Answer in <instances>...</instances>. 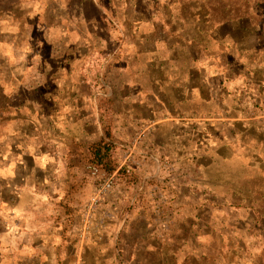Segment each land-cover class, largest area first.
<instances>
[{
    "label": "clouds",
    "instance_id": "9594fccd",
    "mask_svg": "<svg viewBox=\"0 0 264 264\" xmlns=\"http://www.w3.org/2000/svg\"><path fill=\"white\" fill-rule=\"evenodd\" d=\"M164 2L165 0H161V4ZM122 7H126L123 0ZM65 8L66 0H19V3L14 5L12 15L0 17V36L4 37L0 41V60H5L7 64L6 68L0 65V87H3L4 95L9 97L21 87L28 93L23 97L22 105L13 109L11 113L15 117L19 112L22 118L0 122V253H16L20 251L21 246L26 252L31 253L33 243L42 240L43 248H49L51 245L50 250L53 252L51 264H57L55 248L62 240L63 220L60 221V227L54 226L57 223L56 217L62 213L60 202L65 199L73 174L78 177L85 176V172L79 168L68 167V146L73 142L85 140L95 142L107 138L104 130L105 121L101 117L102 101L117 98L122 107H130L137 103L143 105L147 91V89L138 91L135 95L126 93V88L135 87L137 84L143 87V82L130 70L121 68L116 70V75L123 83L115 97L112 87L95 84L90 94H83L80 77L87 73L89 67L96 64V53L93 52L87 59L65 60L64 63H71L70 75L65 69L60 68L51 76L53 83L59 86V92L44 94V99L53 101L54 107L49 113L42 114L43 105L32 98L31 92L36 85L43 84L45 77L52 73L51 64L43 62L42 65L40 51L44 47L43 41L57 45V50L52 53L53 59L57 60L65 55H79V49L89 43L86 25L80 29L74 22L70 26L76 31H68L64 23ZM17 12L21 16L19 22L13 18ZM36 17L40 18V23L35 25L29 23L30 19L35 20ZM93 26H97L95 21ZM33 27L41 31L43 37L38 36L33 40ZM237 27L233 26L231 32L220 36L219 42L209 37L211 42L207 54L199 62L191 64V67L201 71L195 85L189 84L186 75L177 85L182 88L181 95L191 97L188 100L189 104L200 102L202 88L212 90L217 95L219 89L227 88L229 95L226 98L220 97L219 102L228 106L229 115L233 113L234 105L239 101L241 91L245 87V77L243 73L234 75L231 80L224 77L222 85L218 81H213V77L224 74L225 65L220 62L221 49L223 52L231 51L236 61L247 65L248 68H254L257 64L264 68V63L260 62L264 60V47L257 52V46L264 42V32L250 25L236 37L233 33L237 31ZM81 31L83 38L77 34ZM116 35L117 32L113 31V39ZM62 37L66 39H61ZM71 44L78 45L76 53L68 47ZM95 45L96 42L93 41L91 47L95 48ZM99 46L106 47L107 42L101 40ZM30 55L32 59L29 61ZM253 59L255 63L252 62ZM89 75L94 76L95 71ZM171 81L172 77L169 78V83ZM88 83H92V80L89 79ZM163 90L161 88V91ZM72 93H77L75 99ZM217 95H214L207 105V111L203 108L195 114L188 111L182 118L175 120L166 115V110L160 112L155 105L148 104L153 114H156V119L152 122L145 118L140 122V128L137 129L140 135L136 140L139 147L134 146L128 150L135 157H139L136 162L140 165V172L145 180L154 179L161 184L167 181L165 187L177 189L181 182H188L194 178L197 180L195 187H199L203 193L208 188L206 181L210 177L216 176L222 170L236 167L246 150L256 151L254 141L242 146L241 137L245 133L236 130V134L233 135L230 131L236 121H243L245 129L249 127L247 112H236L233 118L226 119L225 113L219 108ZM81 100L83 107L79 106ZM241 107L250 110L251 101H245ZM134 111L132 109L128 114L131 115ZM82 113L84 115H81ZM123 123V117H116L113 132L121 139H127V129L120 127ZM29 125L33 127L29 128ZM85 125L90 126V131H85ZM156 125H161L159 131L162 135H144L149 129L156 133ZM209 125L215 132L209 130ZM257 132H264V128H257ZM215 133L220 135L217 136ZM260 147L264 148V145ZM117 152L119 153V148ZM87 172L89 173L87 183L81 190L83 194L76 196L77 203H73L75 215L82 219L83 227L80 229L72 227L67 233L74 242L78 241L74 243L76 252L71 264H81L80 251L84 236L85 234L90 236V230L95 228L97 223L98 214L102 213L99 220L103 221L105 216L112 213L113 204L117 201L123 203L127 199L118 185L112 186L110 179H101L93 168H88ZM96 180H100V183L95 184ZM5 196L8 197L7 200ZM168 199L169 193L163 192L161 203L166 205ZM204 199V195L197 196L194 192L184 196V201L191 204ZM109 200L111 203H107ZM229 212L228 208H224L223 211L213 209V220L219 223L220 218ZM111 218L116 219L114 213ZM224 226L226 225H221ZM103 231L112 237V230ZM229 237L233 239L240 237L246 249L237 248V254L226 259L221 254L226 249L221 247L217 252L216 264H228V260H231V264H254L256 257L264 252V236L258 233L236 232L229 233L223 238L227 240ZM196 240L199 245L211 242L212 237L201 231L197 234ZM63 256L64 253H61L60 258ZM44 259L48 258L45 256ZM107 264H112V261L108 260Z\"/></svg>",
    "mask_w": 264,
    "mask_h": 264
},
{
    "label": "rangeland",
    "instance_id": "374dc122",
    "mask_svg": "<svg viewBox=\"0 0 264 264\" xmlns=\"http://www.w3.org/2000/svg\"><path fill=\"white\" fill-rule=\"evenodd\" d=\"M18 3L19 0H0V17L12 15L14 5ZM123 4L126 7H122V0H66L63 10L65 26L71 32L76 31L70 26L74 22L80 29L86 25L89 43L85 46L90 51L83 50V46L79 49V55H65L57 60L52 57L57 45L43 41L44 47L40 51L42 65L47 62L52 66V73L45 77V81L52 80L51 76L60 68L71 74V63L66 64L65 60L83 59L85 52L88 57L95 52L96 64L89 67L80 79L86 75L94 81L109 78L119 82L122 79L116 75V70L128 69L140 80L149 77L152 81L156 80L155 92L157 99H160L159 104L163 105L162 110L166 107L173 113L193 111L195 114L201 108L207 111V105L213 97L208 96L209 99L205 101L200 97L198 104H189L191 97L181 95L182 88L177 87L184 77L185 67L189 69L193 64L194 54L186 56L185 53L187 47L189 50L195 47L189 39L193 36L197 40L204 38V46L208 47L211 42L209 37L219 42V37L231 32L233 26H238L233 33L236 37L250 25L264 32V0H165L163 4L161 0H123ZM13 18L17 22L21 20L18 12ZM93 21L97 26H93ZM29 23L38 24L40 18L30 19ZM113 31L117 32L115 39L112 37ZM182 31L187 34L197 32L198 35H188L187 40L182 42ZM77 34L83 38L82 31ZM38 36L43 37V33L33 27V40ZM3 39L0 36V41ZM101 40L107 42L106 47L99 46ZM93 41L96 42L95 48L91 47ZM68 47L76 53L78 46L71 44ZM262 47L264 42L257 46V52ZM169 49L174 55L171 56ZM205 54L199 51L202 58ZM28 59H32L31 55ZM5 62L0 60L4 67ZM220 62L225 65L224 74L213 77V81L222 85L224 77L231 80L234 75L241 73L245 77V87L234 105L233 113L229 115L228 106L219 102L220 97L229 95L227 88L219 89L218 95L212 90L203 89L201 92L206 94L212 91L213 96L217 95L219 108L225 113L226 119L233 118L236 112H247L249 127L245 129L243 121H236L230 131L233 135L236 130L245 133L241 137L242 146L254 141L256 151L246 150L236 167L210 177L206 181L208 188L203 193L199 187H195L197 180L194 178L181 182L177 189H170L165 187L167 181L161 184L154 179L145 180L136 162L139 157L128 151L131 147H139L136 140L140 135L137 131L140 124L124 119L120 127L127 129V139H121L113 132V126H108L109 120L105 121V130L111 129L114 133V137H111L113 150L110 159L116 168L103 171L115 177L114 187L118 185L127 196L123 203L117 201L112 205L116 219H112L109 213L103 221L112 230V237L108 236L109 241L103 249L106 253L104 258L111 260L112 264H216L217 252L221 247L226 249L221 253L226 259L230 255L235 256L237 248L246 249L240 237L224 240L223 237L229 233L247 231L264 236V148L260 147L264 145V132H257V128H264V68L258 64L254 68L239 64L231 51L223 52L222 49ZM252 62L255 63V59ZM260 62L264 63V60ZM93 71L95 75L90 76ZM8 74L11 75L9 71ZM160 83L163 84V91L159 90ZM247 100L251 101L250 110L241 107ZM179 101H183L181 107ZM119 108L125 110L128 107L120 105ZM258 117L261 119L258 120ZM209 130L215 132L211 125ZM144 135L151 136L153 131L149 129ZM158 135L162 133L159 131ZM91 165L89 163L87 169ZM87 175L89 173L84 176L85 183ZM163 192L169 193L166 205L161 203ZM193 192L197 196L204 195L205 199L196 204L185 202L184 196ZM107 203H111V200ZM224 208L230 209V212L217 223L213 220V209L223 211ZM201 231L212 237L211 242L198 245L196 236ZM228 264H231V260H228ZM254 264H264V252L256 257Z\"/></svg>",
    "mask_w": 264,
    "mask_h": 264
},
{
    "label": "crops",
    "instance_id": "0c3cea01",
    "mask_svg": "<svg viewBox=\"0 0 264 264\" xmlns=\"http://www.w3.org/2000/svg\"><path fill=\"white\" fill-rule=\"evenodd\" d=\"M182 34H183V38H181L182 42L187 40L188 35H198L197 32L195 34H187L184 31H182ZM189 40H190L189 42L193 43L195 47H191L190 50L187 47L186 48L187 50L185 51L186 56H188V54L191 55L194 54L193 63H197L202 59V57L199 55V51L207 54L208 47L204 46L205 43L204 38L197 40V38L194 39L193 36ZM75 46L78 45L75 44ZM83 50L85 51L87 50L88 53L90 51L89 49L86 48V46L83 47ZM168 52H171L170 53L171 56L174 55L171 49H169ZM83 56H84L83 59L88 58L86 52ZM153 56L156 57L155 54H153ZM4 65L7 67L6 62L4 63ZM9 72L11 74L10 70ZM183 72H184V76L186 75L190 79V81L188 79V82H190V84L193 85H195V82L198 80V78L201 75V71L199 69L196 68L193 69L192 67H190L189 69L185 67ZM18 79H22V77H18ZM88 80L89 79L87 78L86 75L83 76V79H80L81 92L85 95L91 93L92 87L95 84L104 87H112L113 96L115 97L116 92L123 83V81H119V82L112 81L109 78L108 79L102 78L101 80L98 81L92 80V83H88ZM141 81L143 82V87L137 84L135 87L126 88L125 92L128 94L135 95L137 94L138 91H144L147 89L144 97L145 104L141 105L137 103L131 105L130 107L127 106L128 108L125 110H120L119 107L121 103L117 102V98H110L106 101L101 102L102 120L104 121L109 120V123L107 122L104 123V130L106 123L109 124L108 126H113L116 117H123V119L131 120L132 123H136V124H140V122L145 118H148L152 122H154L156 119V114H153V110L148 107L149 103L155 105L160 110V112H165L167 108L165 107V110H162L163 105L159 104L160 99L159 98L157 99L156 97V92H155L156 80L152 81L149 77L147 80H141ZM33 83L35 84V82ZM162 85L163 84L160 83L159 90H161L160 88H162ZM46 92H52L54 94H58L59 86L53 83L52 80H49V81H45L43 84L36 85L31 92L32 98L34 100L39 101L43 105L42 114L49 113L50 109H53L54 107L53 101L44 99V94ZM211 92L212 91H209L206 94H203L201 92V96H200L201 99L205 101L209 99L207 98L208 96L213 97ZM26 95H28V93L25 91L23 87H21L18 90V92H14L11 97L5 96L3 87H0V122H7L13 119L22 118L19 112H17V115L15 117L12 116L11 113L13 109H17L20 105H22L23 97ZM76 95L77 93H72L74 99L76 98ZM178 104L179 107H181L183 105V101H179ZM158 105H160L161 107H159ZM79 106L83 107V100L79 102ZM132 109H134L135 111L134 113L129 115L128 113L131 112ZM81 115H84V113H82ZM166 115L170 116L173 120H175L176 118H182L184 113H182L181 111L178 113H173L171 111L166 110ZM28 127L31 128L33 126L29 125ZM156 129L157 131L156 133H153V135H158V132L161 129V125H156ZM85 131H90V126L85 125ZM107 131L108 129L105 130L106 137H107ZM111 135L112 137H114V133H112V131H111ZM103 139L104 138H101L100 140L95 142L90 140H85L81 142L71 143L68 146V167L70 169L79 168L82 172L88 174L86 169L90 163L89 162L90 149L92 145L102 141ZM86 183L84 181V177H78L75 174H73L72 183L70 184L69 190L65 195V199L60 202L59 207L62 209V213L60 216L56 217L57 223L54 225L55 227H60L61 226L60 221L63 220V228L61 231V237H62L61 244L57 245L55 248V254L57 256V264H71V261L75 256L76 249L74 247V243L78 241L74 242L73 239L67 235V233L72 227H75L77 229L83 227L82 219L75 215L76 209L73 208V203H77L76 196L83 194L81 189L86 185ZM5 199L7 200L8 197L5 196ZM100 214H98L97 216V223L95 225V228L90 230L91 231L90 236L88 234H85L84 236V243L81 245L82 250L80 251L81 264H107V260L104 258V255L106 253H104L103 249L105 247L104 244H107L109 240H108L107 232L103 231V229L111 230L110 228L111 226L108 227L109 226L108 224H103L104 220L103 221L99 220ZM97 229H100V231H97ZM42 245H43V241L37 240L32 245L31 253L26 252L23 249V246H21L20 251L16 253H10V252L0 253V264H51V259L53 256V252L50 250L51 245H49V248H43ZM61 253H64L62 259L60 258ZM45 256L48 258L47 260L44 259Z\"/></svg>",
    "mask_w": 264,
    "mask_h": 264
},
{
    "label": "trees",
    "instance_id": "16d2710c",
    "mask_svg": "<svg viewBox=\"0 0 264 264\" xmlns=\"http://www.w3.org/2000/svg\"><path fill=\"white\" fill-rule=\"evenodd\" d=\"M111 137L112 135L109 129L107 131L106 139H103L102 141L92 145L89 156L90 163L108 171H113L116 168L115 164L112 163L110 159V155L113 150Z\"/></svg>",
    "mask_w": 264,
    "mask_h": 264
},
{
    "label": "built area",
    "instance_id": "2783aa9c",
    "mask_svg": "<svg viewBox=\"0 0 264 264\" xmlns=\"http://www.w3.org/2000/svg\"><path fill=\"white\" fill-rule=\"evenodd\" d=\"M89 168H93L95 170V172H96V175L98 177H100L101 179H104V180L110 179L111 183H112V186L115 185V177L107 175V173H105L103 171V169H101V168H99V167H97L95 165H91V166H89ZM96 182H97V184H99L100 180H96Z\"/></svg>",
    "mask_w": 264,
    "mask_h": 264
}]
</instances>
